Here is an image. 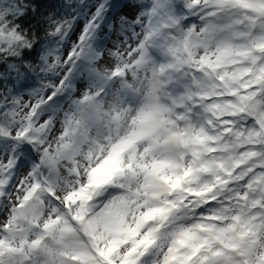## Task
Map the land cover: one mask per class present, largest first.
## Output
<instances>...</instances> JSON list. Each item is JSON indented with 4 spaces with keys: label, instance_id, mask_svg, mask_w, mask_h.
<instances>
[{
    "label": "snow or ice",
    "instance_id": "snow-or-ice-1",
    "mask_svg": "<svg viewBox=\"0 0 264 264\" xmlns=\"http://www.w3.org/2000/svg\"><path fill=\"white\" fill-rule=\"evenodd\" d=\"M117 8L0 0V264H264V0Z\"/></svg>",
    "mask_w": 264,
    "mask_h": 264
},
{
    "label": "trees",
    "instance_id": "trees-1",
    "mask_svg": "<svg viewBox=\"0 0 264 264\" xmlns=\"http://www.w3.org/2000/svg\"><path fill=\"white\" fill-rule=\"evenodd\" d=\"M47 2H54V0H47ZM116 2L118 3V8H117V12H119V14H121L123 12V9L122 11L120 10V5H122L124 3V0H116ZM25 25L28 24V21H24Z\"/></svg>",
    "mask_w": 264,
    "mask_h": 264
},
{
    "label": "rangeland",
    "instance_id": "rangeland-1",
    "mask_svg": "<svg viewBox=\"0 0 264 264\" xmlns=\"http://www.w3.org/2000/svg\"><path fill=\"white\" fill-rule=\"evenodd\" d=\"M134 13L132 12L131 9H125L123 10V12L120 14V15H126V16H129L131 18V16L133 15ZM75 38V37H74Z\"/></svg>",
    "mask_w": 264,
    "mask_h": 264
}]
</instances>
